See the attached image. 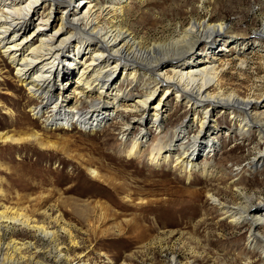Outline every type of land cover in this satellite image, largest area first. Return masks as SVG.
<instances>
[{"label": "rangeland", "instance_id": "1", "mask_svg": "<svg viewBox=\"0 0 264 264\" xmlns=\"http://www.w3.org/2000/svg\"><path fill=\"white\" fill-rule=\"evenodd\" d=\"M75 1L67 10L79 7ZM198 1L145 0L139 4L131 0L125 23L138 34L155 35L166 30L168 24L189 18ZM212 2L209 7L212 17L232 20L237 31L245 33L246 37H253L255 29L261 28L264 0ZM57 24L58 20H54L52 27ZM34 25L28 26L24 35ZM219 38H215L216 43H221ZM67 50L66 44L60 54L65 55L59 58V64L64 61L59 70L63 81L59 76L57 81L54 76L50 77L52 97L60 95L58 92L70 91L81 65L79 61L83 54L74 57L67 54ZM74 59L78 63L74 64ZM57 67L58 64L54 70ZM253 67L241 72L225 69L224 86L240 95L248 93L255 80L256 67ZM0 68V134L38 133L39 140L46 144L42 148L32 139L19 144L0 142V192L7 193L1 201L8 204L18 200L26 202L29 213L33 212L45 223L50 221L49 226L58 230L59 247H64L71 262L81 257L91 264H172L173 257L183 264H264L260 249L249 248L247 229L243 224L228 221L229 214L221 213L208 196L210 192L229 206L250 201L264 217V164L248 165L259 142L251 131H235L228 112L217 108L212 115L216 128L209 137H214L215 150L208 152V148L201 145L205 142L193 143L194 148H198L191 150L195 151L198 167L183 169L174 165L177 149H162L169 157L160 154L158 159L164 160L155 164L148 160V148L160 133L152 128L145 129L146 142L136 154L126 152L130 140L139 131L137 120H140L126 107L128 105L110 115L107 112L111 109L106 102L102 103L96 108L98 114L92 116L97 118L105 113L108 118L98 128L88 131L69 125L53 128L49 125L54 118L44 116L50 105L39 110V101L15 81V68L8 65L1 52ZM64 69L72 76L66 82ZM121 71L122 68L116 69L112 83L122 77ZM102 95L104 100L111 97ZM173 95L168 101V118L162 124V148H167L164 146L174 140L175 129L194 115L188 112L183 100L177 102ZM206 107V104L202 105L201 112ZM87 108L84 105L83 109ZM73 117L70 116V121ZM196 133L194 127L189 129V136ZM92 167L99 172L100 178H94L88 172ZM235 186L240 187L242 196ZM16 193L25 197L17 200ZM243 195L249 198L245 202ZM58 223L69 229L72 238L59 228ZM7 228L4 230L6 235L13 233L16 238L32 240L37 248L30 251L36 250V260L29 262L19 258L18 264H37L33 261L65 263L51 255L52 243L41 240L19 222L11 223ZM259 229L264 233V225Z\"/></svg>", "mask_w": 264, "mask_h": 264}, {"label": "bare ground", "instance_id": "2", "mask_svg": "<svg viewBox=\"0 0 264 264\" xmlns=\"http://www.w3.org/2000/svg\"><path fill=\"white\" fill-rule=\"evenodd\" d=\"M72 1L0 0V52L8 65L15 68V81L39 101V110L50 105L44 115L50 116L51 120L54 118L50 127L69 125L88 131L98 128L108 118L107 114H116L119 107L128 105L126 107L140 117L137 120L139 131L126 149L128 155L141 149L147 138L145 129L149 131L152 128L160 136L149 144V162L159 164L164 160L158 159L160 154L167 158V150L177 149L174 165L178 164L183 169L194 168L198 167L195 151H191L198 149L194 148V144L205 142L201 145L207 147L208 152L215 150L214 137L209 135L216 128L212 115L220 108L230 114V125L235 131H251L259 142L260 146L248 165L257 167L260 163L264 164V103L260 104L264 101V21L261 28L255 29L253 37H246L245 33L237 31L232 20L212 17L209 9L212 0H199L198 5L192 8L194 12L185 21L170 23L166 30L155 35H145L131 30L125 23L131 0H77L75 3L79 7L67 10ZM132 1L140 4L145 0ZM54 20H58L56 27H52ZM32 23L35 27L24 35ZM221 35L223 37L219 38ZM215 38H219L221 43H216ZM66 44L67 54L74 57L83 54L79 61L81 65L70 91L58 92L60 95L52 97L50 88L53 81L50 77L54 76V81L58 76L60 81L62 79L59 70L64 61L59 64V58L64 57L65 54H60ZM229 45L231 48H227ZM73 62L78 63L75 59ZM253 66L256 67L255 80L248 93L240 95L224 86L222 75L225 69L241 72L253 69ZM118 68H122V77L112 83ZM63 71L66 82L72 76L68 69ZM93 94L96 98H92ZM102 94H106V98L111 97L104 100ZM170 95L177 102L183 100L188 112L194 115L175 129L174 140L164 146L167 148H162V124L168 118ZM99 99H102L101 102H97ZM104 102L111 110L94 118L92 115L98 114L96 108ZM204 104L207 107L201 112ZM84 105L89 109H83ZM70 116H74L73 121H70ZM192 127L197 133L189 136ZM28 139L41 147L46 145L39 140L38 133L24 136L0 134V142L19 144ZM88 172L94 178L101 176L93 167L88 168ZM235 187L242 196L240 187ZM6 194L0 192V264H18L19 258L29 262L36 260V250L30 252L36 248L32 240L16 238L13 233L6 235L4 230L16 222L33 231L41 240L52 243L51 255L57 260H64V264H91L80 256L77 261L71 262L70 256L64 253V247H59L58 230L49 226L50 221L45 223L33 212L29 213L26 202L18 200L25 197L19 193H16L18 201L12 204L1 201L7 197ZM208 196L212 203L218 205L221 213L229 214L228 221L243 224L247 229L249 248L260 249L264 258V233L259 229L264 225L263 213L257 212L250 201L246 203L249 198L244 195V204L238 201L232 206L220 202L210 192ZM58 225L72 238L63 223ZM172 259V264H183ZM33 263L39 264L38 261Z\"/></svg>", "mask_w": 264, "mask_h": 264}]
</instances>
